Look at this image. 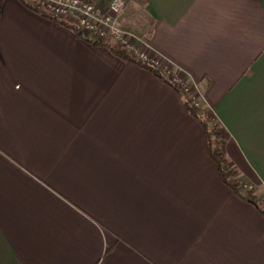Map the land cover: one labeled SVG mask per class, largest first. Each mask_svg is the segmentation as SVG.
Segmentation results:
<instances>
[{"label": "crops", "instance_id": "crops-1", "mask_svg": "<svg viewBox=\"0 0 264 264\" xmlns=\"http://www.w3.org/2000/svg\"><path fill=\"white\" fill-rule=\"evenodd\" d=\"M127 2L122 24L145 19L229 164L264 186V0ZM0 264H264V215L173 88L0 0Z\"/></svg>", "mask_w": 264, "mask_h": 264}, {"label": "built area", "instance_id": "built-area-1", "mask_svg": "<svg viewBox=\"0 0 264 264\" xmlns=\"http://www.w3.org/2000/svg\"><path fill=\"white\" fill-rule=\"evenodd\" d=\"M27 5L38 8L57 22L72 26L82 39L111 47L114 52H124L136 62L148 65L169 79L190 107L200 115L208 116L206 101L198 87L189 81L187 74L164 64L152 54L145 38L139 37L122 24L129 9L127 0H25ZM231 182L238 188H247L240 178Z\"/></svg>", "mask_w": 264, "mask_h": 264}, {"label": "trees", "instance_id": "trees-1", "mask_svg": "<svg viewBox=\"0 0 264 264\" xmlns=\"http://www.w3.org/2000/svg\"><path fill=\"white\" fill-rule=\"evenodd\" d=\"M24 5L29 8L31 11L42 15L45 18L48 19H52L53 18L48 15L46 12L38 9V8H33L30 7L29 5H27L25 0H22ZM61 25L72 29L75 31V29L72 26H69L66 23L63 22H59ZM76 32V31H75ZM95 45H101L99 43H94ZM117 55H119L121 58H123L126 61H129L139 67H141L142 69H145L149 72H151L155 77H157L158 79L162 80L163 82H165L167 85H169L172 88L171 82L169 79H166L162 74H160L158 71H156L155 69H153L152 67L145 65V64H141L139 62H136L135 60H133L131 57H129L126 53L124 52H115ZM177 94L181 97V95L179 94L178 90L176 88H173ZM182 98V97H181ZM185 107L187 108V111L190 113V115L199 123V125L201 126V128L203 129L205 135H206V139L209 145V149L211 152V157L213 159V161L217 164L219 171H220V176H221V180L222 182L227 185L238 197H240L241 199L245 200L246 202H249L251 204H253L254 206H256L259 211L261 212L262 215H264V210L262 208H260L258 206V203L255 199V197L251 194V193H247L244 195L243 190L241 188L236 187L232 182L231 179L234 177L238 176L237 171L235 170V168H231L229 167V162L227 161L223 151L219 150L220 145L218 147V145L216 143H214L215 137L216 139L218 137H221L220 132L217 133V135L214 136V132L216 131V128L212 123L209 122V117L207 116H202L200 115V112L192 107L189 106V104L187 103V101L183 100ZM217 126V125H216ZM218 127V126H217Z\"/></svg>", "mask_w": 264, "mask_h": 264}, {"label": "rangeland", "instance_id": "rangeland-1", "mask_svg": "<svg viewBox=\"0 0 264 264\" xmlns=\"http://www.w3.org/2000/svg\"><path fill=\"white\" fill-rule=\"evenodd\" d=\"M133 26H134L133 28H135L136 31L133 30L131 27H128L127 30H129V31L133 30L136 32V34H138L137 36L145 38L146 40H148L149 24L145 21L144 18L139 19V24L133 25ZM107 48L110 49L111 51H113V49L111 47H107ZM211 115L212 114H208L207 117H209V122L212 123V126L214 124V126L216 128V131L214 132V136H215V135H217L218 132H220V128H219L217 121L215 119H213ZM205 137H206V135H205ZM214 143H216L218 145V147L220 145L219 150L221 151L222 150V147H221L222 143L220 141V137H218L217 139L215 137ZM229 167L233 168L230 164H229ZM238 177L240 178L241 181H243L244 186H247V188H245V187H244V189L242 188L244 195L247 193H251L255 197V199L258 203V206L264 210V186L258 185L256 182H249L247 180H244L243 178H241L240 175H238Z\"/></svg>", "mask_w": 264, "mask_h": 264}, {"label": "water", "instance_id": "water-1", "mask_svg": "<svg viewBox=\"0 0 264 264\" xmlns=\"http://www.w3.org/2000/svg\"><path fill=\"white\" fill-rule=\"evenodd\" d=\"M79 37H81V35H79Z\"/></svg>", "mask_w": 264, "mask_h": 264}]
</instances>
